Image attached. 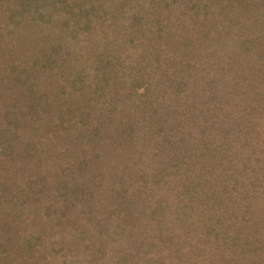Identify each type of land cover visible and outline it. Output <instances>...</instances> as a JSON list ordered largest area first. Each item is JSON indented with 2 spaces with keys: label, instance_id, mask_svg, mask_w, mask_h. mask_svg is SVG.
<instances>
[{
  "label": "trees",
  "instance_id": "obj_1",
  "mask_svg": "<svg viewBox=\"0 0 264 264\" xmlns=\"http://www.w3.org/2000/svg\"><path fill=\"white\" fill-rule=\"evenodd\" d=\"M1 1L0 8L4 6L2 12L7 14V19L0 21V96H6L4 100L7 101L11 97V104L17 107L18 103L22 102V105L23 101L31 99L27 107L35 112L40 99L47 103L46 107L57 102L60 107L56 121L64 113L70 114L66 121L60 119L62 128H69L71 121L77 127L91 125L93 121L95 127L92 130L97 131L98 119L103 118L100 123L109 128L103 125L106 133L92 137L94 146L88 152L96 155V159L99 155L112 154L114 146L117 160H120L118 173L127 178L137 173L135 180L139 183L130 188V211L139 209L158 219L156 234L149 233L136 239L134 244L138 246L131 243V251L137 254L141 252L140 246L152 248L162 241L159 244H166L165 250L174 248V258L178 261V224L174 229L165 226L167 216L175 215L176 218L178 214L180 226L182 220L188 218L192 230L205 227V232L197 236L201 242L206 240L204 243H212L215 248H220L224 241L243 243L244 248L239 253L235 249L226 254L220 250L215 264H264V224L260 221L264 218L263 15L254 11L248 16L246 10L237 11L233 7L239 6V0H228L234 13L226 7V0ZM247 3L246 9L253 10L263 7L264 0H248ZM40 40L50 41L46 46L51 48L44 54L39 53L42 61L37 63V58L26 56L28 60L19 64L17 56L20 53L19 58L23 59V46L24 50L36 48ZM169 61L171 65L166 67ZM51 70H55L56 80L48 82L55 79ZM38 74L45 78L41 79ZM28 77L35 80L26 83ZM45 84L50 87L49 94L46 90L42 92ZM54 90L55 94L51 95ZM239 92L245 93L241 99L244 102L242 108L235 96ZM178 98L184 103L178 104ZM164 99L172 101L165 102ZM155 101H160V105ZM15 106L13 113L26 107ZM166 107L173 112L175 122L164 134L157 130L160 138L142 140V136L136 134L140 125L142 131L144 121L150 120L148 116L157 115L156 118L162 120V111ZM49 113L45 112V116ZM115 117L131 122L121 123L118 130L112 125ZM208 117L210 119L206 120ZM202 118H205L203 123L200 122ZM206 121L213 126L209 125L216 140L208 143L206 136L195 142L200 150L197 170L204 168L206 187L216 184L222 189L218 193L204 190L197 200L193 194L194 200L180 202L178 183L183 182L190 189L196 174L193 176L195 164L192 159L178 161L184 153L178 143L183 147L187 138L194 141L197 128L201 129ZM257 122L261 126H257ZM3 124L0 126L2 148L12 153L7 146L10 133L5 136L3 132L9 128V123ZM84 136L85 133L73 135L76 140ZM120 141L127 143V154ZM34 153L35 149L31 147L18 154L16 161L20 167L15 182L20 184L21 177L30 168L34 178L29 183V194L44 187L61 190V195L71 194L62 196L63 205L59 209L48 212L52 207L49 200L38 207L42 210H30L28 217L23 211L28 210L24 207L27 203L28 207L33 205L29 195L20 201L11 199L15 206L6 208V214L1 218L2 231L6 228L10 231L30 219L35 228L45 224L63 226L74 241L88 245L89 259L93 254L98 258L109 255L105 252L108 245L112 249L114 244L120 247L117 244L122 241L129 244L124 241L127 236L124 234L125 219L129 217L127 209L115 206L117 201L114 199L95 200V196L103 192V182L96 177L100 172L92 170L96 183L91 186L89 173L82 171L79 175L76 167L85 165L84 161L73 160L74 165L57 167L60 178L48 182L49 177L58 175L54 172L52 175L54 167L47 169L40 162L43 159L33 156ZM229 159L235 168L231 167ZM183 165L185 167L181 169ZM39 166L44 168L39 169ZM37 167L41 172L36 177ZM238 172L243 176V183L230 176V173L236 175ZM113 179L109 176L112 180L107 189L109 195L114 192L123 197L126 189L115 192L114 181L117 180ZM10 187V183L0 184V192L5 193L6 200ZM182 192L183 189L180 194ZM242 193L248 204L240 211ZM100 199V208L109 205V212H95ZM77 201L81 202L80 206L76 205ZM171 209L173 212L169 213ZM86 227L90 228V234ZM161 233L164 238L155 237ZM21 234L19 232L20 238L12 243L13 247L21 246L24 239L27 241ZM193 234L195 232H190L189 236ZM56 243L59 241L53 240L51 245ZM132 253L116 256L114 264H133Z\"/></svg>",
  "mask_w": 264,
  "mask_h": 264
},
{
  "label": "rangeland",
  "instance_id": "obj_2",
  "mask_svg": "<svg viewBox=\"0 0 264 264\" xmlns=\"http://www.w3.org/2000/svg\"><path fill=\"white\" fill-rule=\"evenodd\" d=\"M226 1L228 2L227 3L228 5L226 7H229L232 10L231 13L232 12L234 13V9L230 7V2L228 0ZM247 2L248 0H239L238 1L239 6H235L233 8L237 9V11L239 9L246 10L245 13L248 16L253 15V12L255 11L256 14H259V16L263 15V17L261 18L263 20L264 5L261 8H255L253 10L252 8L246 9V6L248 4ZM1 4H2V1L0 2V6ZM196 7H197V4H196ZM3 8L4 6L0 8V21L7 19V14L5 12L4 13L2 12ZM40 41H41L40 44L38 43L36 48L31 47L29 50H24L25 46H23V51L21 53L22 55L21 58L23 59L19 58L20 53H18V56H17V61L19 64L23 65L25 63V60H28L26 56H32L34 58H37V63H40L42 61L39 53L44 54L45 52L50 51L51 48L50 49L48 48L49 45L46 46L47 44L50 43V41H46V40L45 41L40 40ZM87 42H90V40H87ZM53 44L55 43L53 42ZM176 55H178V53ZM170 62L171 61L166 62L168 63L166 67H169L171 65ZM38 67L39 65L36 68L38 69ZM52 72L54 74L53 77L55 79H52V78L45 79V80L49 79L48 82L50 80L52 81L56 80L55 70ZM231 74H232V70H231ZM38 77H41V79L45 78V76L42 74H38ZM31 80H35V79H30L28 77V79H26V83L31 82ZM49 85L45 84L44 86H42V92L46 90L49 94L50 93V90H48L50 88ZM25 86L27 85L24 84V87ZM16 90L17 89H15L13 93H15ZM19 91L21 92L22 90H19ZM55 92L56 90H54V92H52L51 95H54ZM241 94L242 92L241 93L239 92L238 95L235 94V96H237V98L240 101L239 102L240 108H242L243 106L244 102L242 103L243 100L241 99L244 98L245 93L242 95ZM7 96H11V95H7ZM5 97L6 96H3V97L0 96V126L2 127L4 126L3 122L9 123L8 124L9 128L4 129L3 132L5 136L8 133H10V136L7 137L8 139L7 146L10 147L9 152H12V153H7L4 151V149L2 148L4 146V143L1 142L2 139L0 137V184L5 185V183L7 184L10 183L11 187L8 189L9 191L8 194L10 195H8L9 199L7 200L6 198H4L5 193L2 191L0 192V213H1L0 214V226L2 224L1 218H3V216L6 214L5 212L6 208L8 207L10 208L11 205L15 206L13 205V203H11V201L13 202V200L11 199L13 198H16L18 201H20V199H23L26 194L29 195L30 197L29 201L33 203V205L31 204L30 207H28L29 203H27L24 207H26V209L28 210L23 211V215L28 217L30 210L38 209V207L43 206L44 203H46L49 200L51 201L52 207H49V209L47 210L48 212L51 213V211H53L54 208L59 209L60 206L63 205V202L61 199L62 196L64 195L66 197L71 194V193H65L61 195V190H57L53 188H45V187L37 193L33 192L32 194H29V191H30L29 183L34 178L33 175L29 171L30 168L28 172H26L21 177L20 184L15 182L16 175L18 176L19 174L18 170L20 167L19 163L16 161V158L18 154H20V152L32 147V149H35V153L33 154V156L35 155V157L42 158L43 161H40V162L44 163L47 169L51 168L50 166L54 167L52 169L51 174L54 172V175H58L54 177L53 176L49 177L48 182L50 181L54 182L53 179L60 178L59 177L60 173L59 174L57 173L58 172L57 167L69 166L73 164L72 162L73 160H75L76 162H79L80 160L84 161L85 165H83V162H82L81 164L83 166H76V167L78 168L79 175H81L80 173L82 171H87L89 173V175L92 178L89 180L91 182L90 184L91 186L95 185L96 183L92 177L93 173L95 172L91 174L92 170L94 169L96 173L100 172L99 173L100 175L97 174L96 177L98 179H101L103 182L101 186L103 188L102 189L103 192L96 195L95 200H98L99 198H101L105 202L104 198H107L110 201L114 199L117 201V205L115 206H120L121 210L123 208L127 209L128 212L127 211L126 212L129 213L128 214L129 217L125 219L124 227L126 230H124L125 231L124 234H127V236L124 241L129 242V244L123 243L122 241L121 244H117L120 247H117L116 244H114L112 246V249H111V245H108L105 252L109 255H105L103 257L98 258L97 255L93 254L91 259H89L87 257V248H88L87 246L88 245H81L78 241L77 242L74 241L75 239H73V237H71L69 233L64 231L63 226L57 227L51 224H45V226L43 227H40L41 225H38V227L35 228L34 224H30L31 222H33V220L30 219L26 222V224L21 223L19 227L17 225L15 227H12L10 231L8 228L6 229L4 228L5 229L4 230L5 232H4L2 231V227H0V264H114V259L116 256H119L122 254L124 255L127 252H131V253L133 252L131 251V246H132L131 243L134 244L136 239L143 238L145 235L149 233L152 234L155 232L156 234L157 227H158L157 218L155 219L148 212L147 213L141 212L139 209L138 210L132 209V212H131L129 208L130 202L132 201L130 199L131 189L134 187H137L139 183L138 180H135V177H137V173L133 177H130V178H127L126 176H121V174L118 173L120 169V164H118L119 159L117 160L118 156L115 154L114 146L112 148V152H111L112 154L106 153L104 155H99L96 157V159H99L98 161L95 159L96 155H92L90 152H88V149L94 146L92 137L95 136L96 134L103 136L104 133H106V129L105 128L102 129V126L105 124L100 123L103 120V118L98 119L99 129L97 131L92 130L95 127L94 126L95 123L93 121H92L93 124L91 125L88 124L87 126H83V127L81 126L77 127V125L75 123H72L71 121L70 123L71 126L69 128L66 126L62 128L63 126H60L59 122L66 121L67 119H69L70 114L66 112L64 113V115H62L61 118H59L56 121V118L59 116L58 108L60 107V105L57 102H55L54 105L52 103L51 107H46L47 103L44 102L42 99H40L37 101V103L39 104L37 105L38 106L37 112H35V111H30L27 107L28 105L31 104V99L25 100L26 99L25 98L24 99L25 101H23L24 104L21 105L20 103L22 102H20L17 104L18 105L17 107L11 104L9 100L11 97H9L8 101L4 100ZM164 101L169 102V101H172V99L167 100V101L166 99H164ZM157 102L160 105L161 102L155 101V103ZM179 103H184V101L178 98V104ZM23 105L26 106L24 109H22L21 111L18 109L17 111L13 113L12 110L14 106L16 108H19V106H23ZM162 106H166V104H162ZM46 108H50L51 110H48ZM47 111H50V113L46 117L45 112ZM31 113H35V114H31ZM56 114L57 116L55 117ZM162 115H163L162 120H159L158 118H156L157 115H153L152 117L148 116L150 120L144 121V124H143L144 127L142 131H141V125L139 128V131L141 132V134L144 133L145 135L143 134L141 135L138 130L136 131V134L139 136H142V140H144L147 137L160 138L159 136L161 135L159 134L158 136L156 134V132H158L157 130H159L160 133L164 134L170 128L169 127L170 124L172 122H175L176 120V117H174L173 112L167 107L163 108ZM115 118L116 119L113 120L114 123L112 125H114V127H118V130L121 127L119 126L121 123L125 125L127 121L131 122L130 119L125 120V118H118V117H115ZM60 119H62V121ZM204 119L205 118H202L200 122L203 123ZM209 119L210 118L208 117L206 120H209ZM259 124L260 123L258 122L256 123L257 126ZM209 125H211V123L209 121H206V123H204V126L201 129L197 128L196 134L193 136L194 141H192V139L190 140L189 138H187L183 147L178 143V148H180L182 152H184L182 157L178 158V161L179 160L182 161L183 159H189V160L192 159L195 164V170H194L193 176L196 174V177L193 179L191 184L189 183L191 185V187H189L190 189H188L183 184V182L181 184L178 183L177 198L180 197V202L181 201L189 202L191 199L194 200L195 197H196L195 199L197 200L198 196H201L200 194L204 190H208L209 192L218 193V191L222 189V186H218L216 184L214 185L209 184L210 186L206 187L205 180H204L205 179L204 168H200L197 170L198 162H196V159L200 158V153H199L200 150L198 149L199 146H197L195 142L198 140H203L204 137L206 136L208 137V140H207L208 143H213L216 140L214 138V134H213L214 132L212 130L213 126L211 125L212 127H210ZM105 126L109 128L108 125H105ZM77 133L78 135L85 133V136L79 140H76L73 137V135ZM108 140L109 139H107L105 143H107ZM119 143H123V141H120ZM127 143L131 144L129 140L127 141ZM127 143H123L120 145L125 152L124 154H127V151H126ZM31 152L33 153V151ZM12 154L14 157L12 156ZM230 162H231L230 164L231 167L235 168L232 164L234 162H232L229 159V163ZM185 165H183L181 169H183ZM41 168L43 169L44 167L39 166V169ZM39 169L37 167V170L39 173L37 172L36 177L40 175L41 171ZM34 170H36V168H34ZM100 176H102L103 178H100ZM109 176L111 179L115 177V179L117 180V181H114L115 182L114 187L117 188V190H114L115 192H121L122 190L126 189L123 197L121 195L117 196L116 194H114V192L109 195V191H107V189L109 188V182L112 181V180H109ZM230 176L234 179H238L240 182L243 181V176L239 174V172L236 175L233 173H230ZM229 184L230 182H227V185ZM193 188H195V191H193ZM223 188L225 189V187ZM182 189H183V192L180 194ZM193 194L195 196L194 198H193ZM149 196H151V194ZM243 197H245L244 193H242L243 204L240 206V211L245 204H248L247 201ZM70 199L73 200L72 198ZM101 199L97 203V204L100 203V206H97L96 204V207L94 208L97 214L99 211L104 212V213L109 212L111 208L109 207V205H106V204H104L103 208H100L102 207ZM80 203L81 202L77 201L76 205L80 206ZM137 206H140V205H138L137 203ZM20 207L22 208L21 205ZM24 207L22 209H24ZM77 209H79V207ZM232 209L235 210V206H233ZM38 210H42V209H38ZM170 212H173V209L169 210V213ZM238 214H235V215H238ZM124 215L122 216V220H123ZM174 216L173 215L167 216V219L165 221V224H166L165 226L166 227L169 226V228L174 229L175 227H177L175 225L178 224V230H179L178 261L174 258L176 254V252L174 251V248L173 250H172V247L170 249L165 250L166 244L160 245L159 243H162V241H159L158 244L156 246H152V248H150V246L148 247L140 246L141 252H138L137 254L133 252L132 253L133 254V264H215L216 261L218 260V253L223 251V253L226 254L227 252H230L228 250H232V249H235V252L239 253L241 249L244 248L243 243L239 241L235 242V240L224 241L223 245L220 246V248L218 247L215 248V245H212V243H204L206 240H204V242H201L199 237L197 236L205 232L204 231L205 227H202L198 231L197 230L194 231L192 230V223L191 221L188 220V218H187V221L183 219L181 226H180L178 223L180 222L178 220V214L176 218H174ZM260 221L263 222L264 224V218H262ZM123 223L124 222H122V224ZM120 229H122V227H120ZM86 230L89 234L91 233L90 228L86 227ZM19 232L22 233L21 234L22 236L27 238L26 239L27 241H25L24 239L23 240L24 242L22 243L21 246L18 245L16 247H13L12 243H14V240L16 241L17 239L20 238V236H18ZM190 232L191 233L195 232V234L191 235L190 237L189 236ZM181 233L182 235L180 236ZM35 236H38V239H34ZM186 236H188L189 238L188 240H186ZM43 237H47V239L45 240L43 239ZM155 237L164 238L162 233L161 235L158 234ZM180 237H181V240H179ZM29 240L31 241L30 243H29ZM53 240H57L59 241V243H56V245H51V242H53ZM249 241L251 242L252 239H250ZM28 244L30 245L29 248H27ZM135 246H138V245H135Z\"/></svg>",
  "mask_w": 264,
  "mask_h": 264
}]
</instances>
